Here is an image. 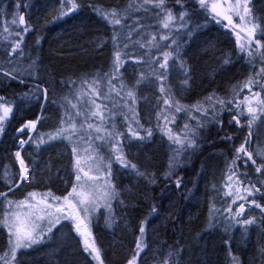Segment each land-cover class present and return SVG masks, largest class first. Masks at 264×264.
Listing matches in <instances>:
<instances>
[{"label": "trees", "instance_id": "1", "mask_svg": "<svg viewBox=\"0 0 264 264\" xmlns=\"http://www.w3.org/2000/svg\"><path fill=\"white\" fill-rule=\"evenodd\" d=\"M81 1H77L76 10L61 17V0H0V97L9 101L13 109L3 132H0V193H6L7 200L16 201L34 190L47 188L55 192L59 191L56 184L63 186L60 178L71 169L72 159L61 153L58 157L50 146H37L38 134L47 129L53 132L60 126L67 102L78 103L81 91L87 90L82 81L103 78L101 89L107 90L108 77L105 74L110 76L113 73L114 28L100 13L117 9L126 17L122 20L123 27L116 26L121 36L134 29L131 40L126 41L129 46L124 49L130 53L131 59L120 68V75L126 85L124 91L131 88L136 93L133 107L142 127L135 123L132 127L146 138H132L128 129L122 136L123 154L127 161L136 165V169L117 164L121 171L112 201L116 213L115 227L110 232L112 236L99 226L94 227L104 263L126 264L132 258L143 222L145 234L142 239L146 247L138 264H264V212L250 203L255 199L264 206V171L256 173L251 161L245 166L247 157L241 153V159L237 160L235 152L251 133L250 142L245 147L253 153L257 165L264 163V157L257 155L258 151L264 150V129H261L264 117L251 128L247 124L250 117L246 111L239 116V126L233 120V115L239 111L235 105L240 104L245 96L252 95L244 84L249 77L261 79L256 76L264 67L260 55L249 57L247 50L241 52L237 43L240 28L225 27L227 21L217 23L211 12L202 9L197 0H181L180 4L176 0H165L166 7L174 15L185 11L188 14L187 24L179 32L176 30L179 22L170 29L163 28L160 22L163 12L151 5H146L145 11L140 7V0ZM211 2L226 6L224 0H209ZM129 4L134 7L129 8ZM35 8L38 10L34 11ZM64 8L65 11L70 9L71 3ZM18 12L25 13L26 26L31 27L26 34L22 27L10 23ZM252 12L264 28V0H252ZM233 21L238 24L235 16ZM4 26L9 27L8 32L3 31ZM16 31H20L23 38L22 54L18 50L9 55L11 47L21 39ZM165 34L169 39L161 41L159 37ZM240 35L243 41L244 33L240 32ZM152 36H156L159 48H141L133 43L147 44ZM162 51H171L173 55L168 62L163 86L171 99L179 101L184 111L175 112L174 108L163 103L169 96L160 92L161 81L150 74L152 68L158 69V64L152 61L156 58L162 60ZM140 56L149 62L135 63ZM131 66H135L134 73L129 72ZM14 68L18 70L13 73L15 79L4 75ZM142 72L148 78L137 84ZM113 83L119 88V81ZM44 89L47 90L46 99ZM256 91L260 89L254 86L252 92ZM260 96L264 98V91H260ZM121 97L124 92L120 96L113 93L107 99H96L104 109L107 126L118 119L119 114H123L124 119L126 115L129 117L126 120L128 127L131 123V113L123 106L125 99ZM209 97L233 102L227 106L231 110L219 113L218 121L212 116L211 104L215 99L208 101ZM88 99V96L80 98L78 106L84 111L90 106L84 103ZM127 103L131 104V101ZM200 106L208 110L207 116L196 111ZM29 120H39L36 130L32 134L29 131L20 133L18 129ZM91 122L99 121L92 118ZM200 124L203 127H198ZM185 125L195 131L196 146L177 153L180 145L169 140L166 133L171 128L175 135L183 138ZM147 129L152 131L150 137L146 136ZM29 136L33 140L21 153L30 169V181L17 186L19 169L14 152L18 149V138L28 139ZM127 138L129 143L125 144ZM46 162L51 164L52 176L57 177L49 183L43 181ZM229 166L244 181L240 183L233 177L237 194L232 192V196L226 195L229 191L227 185L231 183L227 180ZM71 179L72 176L68 184ZM177 180L180 181L179 187L176 186ZM252 185L260 188L261 193L248 196L245 188ZM66 190L64 188L60 194ZM241 196L247 199L242 200ZM7 200L0 196V221L6 212ZM240 203L245 204V212L233 218ZM229 207L231 214L227 211ZM244 219H254L255 222L250 225L237 223V220ZM49 244L54 246L53 241ZM82 251V259L91 264L90 256ZM21 255L17 253L14 262L28 264ZM0 257H3L0 264H8L11 258L8 233L2 224ZM72 261V264L80 262Z\"/></svg>", "mask_w": 264, "mask_h": 264}, {"label": "snow or ice", "instance_id": "2", "mask_svg": "<svg viewBox=\"0 0 264 264\" xmlns=\"http://www.w3.org/2000/svg\"><path fill=\"white\" fill-rule=\"evenodd\" d=\"M178 4L181 3V0H176ZM199 5L202 9L205 11H210L212 14L213 19L216 20L217 23H222L223 21H227V24H225V27L232 26L233 30L236 28H240V32L244 33L245 39L241 40L240 32H237V43L239 44L241 52H244L247 50V55L249 57H253L257 53L260 55L261 60L264 61V51H260L261 49H264V43H261V38H264V28H261L259 22L252 16V11L249 7V0H235L233 3L232 0H228L227 5L217 3V2H211L209 3V0H197ZM71 3V8L65 11L64 5ZM146 5H151L155 9H160L161 12H163V16L160 17L161 26L165 29H170L177 25V22H179L178 27L176 28L177 32L187 24V12H180L179 14L174 15L171 9H168L165 5V0H140V7L144 8L145 11H147ZM19 7V4H17V8ZM78 5L75 3V0H61V8L59 11V15L62 17L63 15H66L68 11H74L76 10ZM134 7L133 4H129V8ZM100 11V10H98ZM102 15V18H104L109 24H111L114 28V34L112 37L113 46H114V59H113V73L109 76V74H105V76L108 77L107 79V90L103 91L101 89V83L103 78H95L92 80H84L82 81V84L86 87V91L82 90L80 95L77 97L78 103H71L70 101L67 102V107H65V113L61 117L60 120V126L53 132L50 133H43L38 134L39 135V142L37 146H39V143H45L44 137H47V141L52 140H68L70 142L73 141V138L76 139L77 143H83L87 145V148L84 149L85 152H88L89 150L95 151L98 148L103 147L104 143H108L111 147V153H110V159L108 160L107 164L104 165V171L110 176L111 175V164L114 161L119 163L121 166L125 168H131L136 169V165L130 163L127 161L126 157L123 154L122 148L120 146V140L119 137L123 135L122 133L110 131L106 128H104V109L101 108L100 104L96 103V99L104 96L106 99L111 97V95L114 93L116 96H120L121 92H124V97H121L122 99H125L124 107L128 108V112L131 113V123H129L128 131L132 138L143 140L146 137L140 136L139 132L133 129L132 123H135L138 127H142L139 125V121L136 119V113L134 109V105L136 103V93L133 89L129 88L127 91H124L126 88V85L123 83V80L120 75V68L123 67V64L127 61V59H131L130 53L124 51V49L128 48V43L126 41L131 40L132 32L134 29H129L127 34L124 36H121L120 32L116 30V26L123 27L122 20L126 19L125 16L121 14V12L117 9H112L109 12H103L100 13ZM159 15V13H158ZM237 17L240 24H235L233 21V17ZM219 18V19H217ZM11 25L15 27L26 25V21L23 15H19L18 19L17 17H13L12 21L10 22ZM243 25V27H241ZM31 30L30 26H25L22 28L23 33H27ZM3 31L8 32L9 27L4 26ZM17 36H21L20 31H16ZM259 37V38H258ZM161 41L168 40L169 36L167 34L161 35L159 37ZM23 43V38L21 36V39L19 42L15 43L11 47V51L9 52V55L16 54L18 50H20V54H22L21 44ZM134 44H139L141 48L144 47H157L159 48L160 45L158 42H156V36H152L151 40L145 43H140L139 41L133 42ZM172 43L175 44V39L172 40ZM253 46L255 47V51H253ZM164 47H169V45H164ZM162 60L159 58H156L152 62L155 64H158L157 68H152L151 75H154L161 81L160 86V92L165 93V95H168V99H164L163 103L168 106L169 108H174L175 112H181L185 109L179 104V101H175L171 99L170 95L167 93L165 87L163 86V80L166 79V72L169 67V60L173 59V55L171 51H162ZM135 63H148L149 61L144 59V56L137 57L134 61ZM227 62V61H226ZM181 67H183V64H181ZM18 71L17 69H13L11 72H5L4 75L15 79L16 77L13 75L14 72ZM256 76H259L261 79L258 80L255 77H249L247 82L244 84V87L249 90L250 93H252L251 96H245L243 101L240 104H236L235 107L239 110L235 115H233V120L235 121L236 125H240V119L239 116L244 115L245 111L247 112L250 119L248 120L247 124L248 127L251 128L252 124L255 123L258 119L261 117H264V98H261L260 91H264V83H261V80H264V67H261L259 71L256 73ZM148 77L142 72L140 75V78L137 80V84L141 83ZM113 81H119V88H117V85L113 83ZM21 83L23 81H20ZM187 83V81H185ZM259 87L260 91L252 92L253 87ZM44 98H47V90L44 89ZM83 96H88L89 99L85 100V104H89L87 111H84L82 106H78L80 98ZM215 99V102L211 104V107L213 109L212 116L213 119L218 121V116L221 111L224 110H231L227 106L232 104V101H225L220 98H213L209 97L208 101H213ZM67 101V98H65ZM131 101V104H128L127 101ZM216 105H219V108L216 107ZM243 105V107H242ZM64 106V105H62ZM106 107V106H105ZM113 108H115V102H113ZM74 111H71V110ZM13 109L9 101L5 100L3 97H0V132H3L4 130V124L5 122L10 118V115L12 113ZM197 112H202L205 116L208 115V110L203 108V106L196 107ZM81 117H83L81 119ZM92 118H96L99 123L94 124L91 122ZM125 119H129V117L126 115ZM166 119V117H165ZM38 123V120L33 121L29 120L26 121L18 131L20 133H24L26 130L28 131H35L36 125ZM114 127V126H113ZM198 127H203V124L198 125ZM185 133L183 135V138L180 135H175L172 132L171 128H168L167 135L169 140H171L173 143L180 145V149H177V153L181 149H187L191 147L196 146V140H195V131L189 129L188 125H185ZM95 133V136L92 135V133ZM103 133V135H102ZM191 133V136L189 135ZM152 135L151 129L146 130V136L150 137ZM251 133H249V136L245 139V142L241 144V146L238 149H235V152L237 153L236 159H241V153H243L244 156L247 157L246 160H244L245 166L249 161L253 165H255L256 173H261L264 171V163H261L259 165L256 164V160L253 158V153L251 151H248L245 147L246 144L250 142ZM230 139V137H229ZM33 137L29 136L27 140L20 139V147L23 148L24 144L28 143L29 141H32ZM93 140H99L102 141L101 144H97L93 146L92 141ZM72 151L75 155H77V160L75 162V170H76V176L75 179L77 183L72 187L71 192L68 193L67 196L63 197V205H59V202L61 201V197L52 196V200L56 201L57 204H51L47 203V195L44 200L39 201V203L44 204L47 208H53L55 207V213L60 215H55L54 220H49V227L47 231L51 232L52 226L56 223L60 222L61 215H63L64 219H70L74 222L75 231L83 238V244H84V250L89 253L95 259L98 264H104L103 260L101 259V252L100 249L96 246L95 240L92 237V234L89 230H87V225L85 221L96 211H98L99 207H101L100 201L103 200L104 204L103 206L111 207L109 201L115 196L114 189L111 190H105L102 193L99 189L95 187L94 184L89 185L88 181H94L95 177H90L88 175L87 171H84V168L81 166V160L79 158V152L78 148L76 146H73ZM258 156L264 157V150L257 152ZM15 156L20 164V179L21 181L27 180L28 178V167L25 164L24 159L21 157V151H16ZM100 159L99 155L95 158L92 156H89V160L91 163L88 165L89 171L93 170L92 166L96 164L97 160ZM174 159V158H173ZM235 163V162H233ZM170 167L172 165L170 164ZM96 171H99V168L95 169ZM83 172L84 177H87V180L84 183H81L82 177L80 173ZM228 172L230 175L227 176V180L231 182L233 180V177H236V179L240 183H244L243 180L240 179V176L237 175L236 171L233 169L232 166H229ZM139 175H144L143 173H139ZM171 173H169L170 175ZM154 182V181H153ZM180 181H176V186L179 187ZM229 188V191L226 193L227 196H232L231 192V184L229 183L227 185ZM80 189V190H78ZM11 190V189H9ZM245 191L247 192L248 196H254L257 193H261V189L257 188L255 185H252L251 188H245ZM0 196L5 197L7 200V194L6 193H0ZM36 197V193H29L28 197L24 201L20 202H13L11 200H7V203L9 204V207H11L15 203V207L17 209L27 207L29 209L34 208L35 206L30 203V200H34ZM240 199L246 200L247 197L241 196ZM232 203L235 204L236 200L233 199ZM250 203L254 205L256 208H260L262 212H264V206L257 203L255 199L251 200ZM65 206L70 209V211L67 214L65 213ZM153 212L156 211L155 207L152 209ZM227 211L231 214L232 209L229 207ZM245 212V204L240 203L238 206V209L236 210L234 217H240ZM83 214V215H81ZM33 213H28L25 216H21L19 212H9L3 219V221H0V224L4 228L7 229L8 232V244L10 245V251H11V258L13 261H15L16 253L20 249L30 248L35 244H38L42 241V236L38 234V230L42 231L40 228V225L37 224L33 219ZM49 217L54 216V213H47ZM36 220H44L43 216H36ZM255 221L254 219H244L243 221L237 220V223H242L244 225H250L253 224ZM139 237L136 240L135 243V252L131 259L128 260V264H137L138 258L140 256V253L143 251L144 247L146 245L143 242V236L145 234V226L142 222L140 228H139ZM8 253H5V256H7ZM0 259H3V257H0Z\"/></svg>", "mask_w": 264, "mask_h": 264}, {"label": "rangeland", "instance_id": "3", "mask_svg": "<svg viewBox=\"0 0 264 264\" xmlns=\"http://www.w3.org/2000/svg\"><path fill=\"white\" fill-rule=\"evenodd\" d=\"M77 1L82 2L81 0H75V3H77ZM225 4L227 5L228 0H224ZM232 2L234 3L235 0H232ZM249 7L252 11V0H249ZM38 9L35 8L34 11H37ZM20 15V13L18 12L15 17H17ZM252 16L254 17V14L252 12ZM237 18V17H236ZM255 18V17H254ZM256 19V18H255ZM238 20V18H237ZM258 21V20H257ZM238 24H240L239 20H238ZM21 27V26H19ZM241 27H243V25H241ZM23 28V27H22ZM134 69L135 66H131L130 71L134 73ZM105 89V87H103ZM104 96H101V98L103 99ZM105 99V98H104ZM103 99V100H104ZM45 101L42 103V107L44 106ZM40 116H41V112H40ZM118 119H116L114 122L111 121V123L109 122V126H107V122L108 119L104 120V128L110 130V131H115V132H119L122 133L123 135H121L119 137L120 143L123 141L122 136H124L127 133V129H128V125H126V120L123 118V114H119ZM41 119V117L39 118V120ZM38 120V123H39ZM36 121V120H35ZM37 123V125H38ZM94 124H98L99 122H92ZM36 125V128H37ZM114 126V127H113ZM261 129H264V121L261 122ZM28 131V130H26ZM34 131H29L30 134H32ZM43 133H50V130L47 129L46 131L43 130ZM103 135V133H102ZM20 139H25L27 140L25 137H19L18 141H17V150L16 151H22L23 148L26 146V144H24L23 148L21 149L20 147ZM45 139V143H39L41 145H46L47 147L50 146L51 150H55L57 153V156L60 157L59 155L63 154V155H67L70 156V158L72 159L71 161V169L67 170L64 175L60 178L62 180L63 186L65 185V187H63L61 184H56V188L59 190H55L54 191H50L47 188H44L43 190H34L32 192L29 193H36V197L34 200H30V203H32L35 207L34 208H20L17 209L15 207V203L9 207V204L7 205V209L5 210L6 212H4V216L2 218V221L4 219V217L9 213V212H19L21 214V216H25L28 213H33V217L32 219L40 225V228L42 229V231L38 230V234L41 235L42 241L38 244L33 245L30 248H25V249H20L17 251V253L22 254V259L24 258L28 264H72V260H80V262H76L74 264H89L87 262V260L82 259V255H81V251H85L84 250V244H83V238L75 231V226H74V222L70 219H64L63 215H61V219L59 223H56L52 226V230L51 232L47 231L49 225V220L55 218V215H60L55 213V207L53 208H47L45 207L44 204L39 203V201L44 200L46 198V194H51V195H47V203H51L56 205L57 202L52 200V196H57V197H61V201L59 202V205H63V197L67 196L69 192H71L72 187L77 183L75 176H76V170H75V162L77 160V155H75L72 151L73 146H76L78 148V152H79V158L81 160V166L84 168V171L88 172V175L90 177H95L94 181H88L89 185L94 184L95 187L97 189L100 190V192L102 193L105 190H111L114 189L115 191V186L117 185V181L119 180L118 178V174L121 171V168H119V165H117L118 163L114 161L113 158V162L111 164V175L109 176L105 171H104V165L107 164L108 160L110 159V153H111V147L108 143H104L103 147L96 149L95 151L89 150L88 152H85L84 149L87 148L86 144L83 143H77L76 139L73 138V141L70 142L68 140H52V141H47V137H44ZM39 140V138H38ZM61 142V143H59ZM102 141L99 140H93L92 144L93 146L97 145V144H101ZM129 143V139H125V144ZM62 144V145H60ZM52 146V147H51ZM14 152V158H15V162L18 166L19 169V182L17 184V186H20L21 183V179H20V164L19 161L17 160L15 153ZM61 153V154H60ZM97 154L99 155L100 159L97 160L96 164L92 166L93 170L89 171V167L88 165L91 163V161L89 160V156H92L93 158H95L97 156ZM21 157L22 153H21ZM24 159V158H23ZM25 161V160H24ZM26 164V162H25ZM50 162H46V164L44 165L45 168L43 170V177H44V183H49V180L51 179H57L56 175L52 176V170L50 167ZM27 166V165H26ZM28 167V166H27ZM99 168V171H96L95 169ZM28 178L27 181H22V182H29L30 181V169L28 167ZM52 177H51V176ZM82 180L81 183H84L87 180V177H84L83 172L80 173ZM70 176H72L71 182L68 184V180L70 178ZM36 182L39 183V180H36ZM231 192L235 193V185H237V183H235V180L231 181ZM68 186V187H67ZM40 188V187H39ZM64 188L67 190L64 191L63 193L60 194L61 191L64 190ZM80 190V189H78ZM27 193V194H29ZM28 197V195L26 196H20L19 198H17L16 201L13 202H20V201H24L26 198ZM114 197L109 201L111 207H106L103 206L104 202L103 200L100 201L101 207H99L98 211H96L95 213H93L86 221V225H87V230H89L92 234V237L95 240L96 246L100 249L101 252V248L99 246L98 240L96 238V232L94 227L95 226H99L101 230H103L107 235L112 236L111 235V230L115 227V222H116V213L114 212L113 209V205H112V201H113ZM70 211V209H68L65 206V213L67 214ZM54 213V216L49 217L47 215V213ZM83 215V214H81ZM36 216H43L44 220L40 221V220H36L35 217ZM6 229V228H5ZM7 232V229H6ZM8 233V232H7ZM54 243V246L50 245L49 243L52 242ZM114 241V240H113ZM112 241V242H113ZM10 247V245H9ZM82 251V252H83ZM143 252V251H142ZM16 253V254H17ZM85 253H87L89 255L88 252L85 251ZM141 254V253H140ZM90 256V260L92 261L91 264H98V262L93 259V257L91 255ZM101 259H102V254H101ZM139 259V258H138ZM103 260V259H102ZM104 262V261H103ZM8 264H16L11 258L10 261L8 262ZM105 264V263H104ZM128 264V262L126 263ZM138 264V261H137Z\"/></svg>", "mask_w": 264, "mask_h": 264}, {"label": "water", "instance_id": "4", "mask_svg": "<svg viewBox=\"0 0 264 264\" xmlns=\"http://www.w3.org/2000/svg\"><path fill=\"white\" fill-rule=\"evenodd\" d=\"M20 15H23L24 16V18H25V21H26V24H27V18H26V15H25V13H21ZM26 25H23V26H21V27H25Z\"/></svg>", "mask_w": 264, "mask_h": 264}]
</instances>
